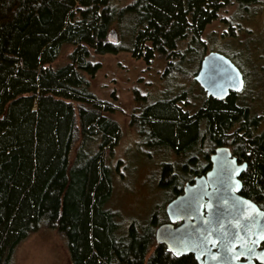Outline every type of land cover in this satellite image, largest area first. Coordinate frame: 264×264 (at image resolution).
<instances>
[{"label":"trees","instance_id":"16d2710c","mask_svg":"<svg viewBox=\"0 0 264 264\" xmlns=\"http://www.w3.org/2000/svg\"><path fill=\"white\" fill-rule=\"evenodd\" d=\"M113 2L0 0V264H15L18 246L42 229L61 236L70 264H195L156 244L159 214L147 226L124 229L107 209L113 183L108 158L121 130L109 116L114 108L95 96L87 78L99 68L95 57L117 52L107 40L114 20L131 19L127 51L133 58L168 61L185 55V41L187 51L201 45L224 8L264 7V0H134L123 8ZM233 99L209 98L201 116L218 143L240 120L245 134L236 153L251 159L243 195L264 210V131L248 134L257 120L249 121L247 108ZM176 113L168 104L144 113L151 132L146 139L161 143L144 147L182 151L197 142L201 116L183 121L173 136ZM160 185L176 196L183 182L164 165Z\"/></svg>","mask_w":264,"mask_h":264},{"label":"rangeland","instance_id":"374dc122","mask_svg":"<svg viewBox=\"0 0 264 264\" xmlns=\"http://www.w3.org/2000/svg\"><path fill=\"white\" fill-rule=\"evenodd\" d=\"M133 1L114 0L112 5L123 8ZM263 19L262 5H232L224 8L218 18L206 27L201 36L202 44L191 45L184 59L178 61L181 71L192 76L206 54L219 53L229 59L244 80V87L236 101L249 110L251 117L257 118V123L264 120ZM130 22L131 19L125 17L124 21L114 20L111 23L108 31L116 32L117 52L95 57L94 62L99 64V68L87 79L95 96L114 108L109 116L121 130L118 145L108 158L113 171V183L106 207L118 214V221L124 229L133 223L147 226L153 216L159 214L156 230L165 224V207L175 196L172 188L160 185L168 154L139 144L137 133L130 126V114L138 105L134 99L142 95L154 99L160 96L164 87L168 98V92L174 87L173 82L178 80L185 88L193 85V89L194 83L184 81L176 74L171 76L166 69L168 65L159 57L155 56L148 64L133 58L127 51L130 43L127 25ZM186 43L180 50L186 49ZM14 262L70 264L64 240L56 231L48 229L40 230L21 243L15 251Z\"/></svg>","mask_w":264,"mask_h":264},{"label":"water","instance_id":"95a60500","mask_svg":"<svg viewBox=\"0 0 264 264\" xmlns=\"http://www.w3.org/2000/svg\"><path fill=\"white\" fill-rule=\"evenodd\" d=\"M107 40L117 42L114 30ZM196 81L215 99H225L244 87L233 63L213 52L202 60ZM229 156L228 149H218L208 179L185 187L182 195L167 204L169 222L155 230L156 244L176 257L192 255L197 264H264V250H258L264 244V210L236 194L240 190L238 171H220L232 164ZM174 223L180 224L174 227Z\"/></svg>","mask_w":264,"mask_h":264},{"label":"flooded vegetation","instance_id":"af4514ba","mask_svg":"<svg viewBox=\"0 0 264 264\" xmlns=\"http://www.w3.org/2000/svg\"><path fill=\"white\" fill-rule=\"evenodd\" d=\"M200 41L202 42L201 38H200ZM187 48L188 46H186V49L180 50V52H183L186 55ZM185 55L182 57H179L177 53L172 54L170 56V59L168 61H165L166 64L168 65L166 69L168 70V73L170 72L171 76L173 74L174 75L176 74L177 77L181 78L184 81H187L190 83L193 82L194 89H193V85H191L189 88H185L184 84H182V82L178 83V80H177V82H173L174 87L170 89V93L168 92L169 94L168 98L166 97V94L164 93L165 88L163 87L160 96L154 99L148 98L145 95L140 96V98L138 97L137 99H134V101L137 102L138 105L135 106L134 110L130 114V126L137 133V136L139 138V144H161V143L146 139V136L150 135L151 132H150L149 125L147 124V121L145 122L144 120H141V119L144 113H146L149 108L155 105H159V104H168L169 106L173 107L175 111L178 112L174 114V118H172L173 119L172 123L174 124L173 125V128H174L173 136H175L177 128L182 124L183 121H187V120L189 121L194 118L196 119L199 116H201V114L205 111L206 103L210 97L207 96V93L198 84V82L196 81V77L200 71V65H201L202 60L208 54L204 55V57L200 60L198 64V68L192 76L186 75L185 72L181 71V67L178 66L180 65L178 61H181L182 59H184ZM146 63L148 64L150 62H146ZM238 93L231 91L225 99H215V98H211V99L224 102L228 97L232 95L234 97L233 100L236 105L237 103H239L236 101ZM246 111H247V116L249 118L248 120L251 121L252 119H254L250 116L249 110L247 109ZM184 127L186 128L187 126H184ZM240 130H241V125H240V120H238L237 122H234L230 126L229 131H227L225 134L222 135L223 141L219 143L215 142L213 136H210L207 134L206 120L203 119L201 116L200 118H198V125H197L198 140L195 144L190 145V146L184 145L186 149L182 151H179V149L176 146H173V147L169 146L166 148L159 147L161 151H166L168 154L167 165L170 170V175H172V177L175 178L176 180L183 182L182 191L178 195H176L171 201H173L178 196L182 195L184 193L185 187L190 188L193 185H195L198 181L208 179V174L212 172L214 169V166L212 163V156L220 148L228 149L230 153L228 160L233 161L232 164H230L229 166L221 167L220 171L224 172V170L229 169L232 171L239 172L237 176V180L240 182V190L236 194L241 197L246 198L243 194H244L245 188L247 190L246 176H247V173L250 171L249 163L251 162V159H249L248 157L241 156L240 154L236 153L238 144H240L241 142L240 138L243 137L245 134L244 129L242 131ZM263 131H264V120H262V123H257V125L253 127V129L249 130L248 134L251 137H254L256 135L261 134ZM178 143L179 142L176 141L174 144H178ZM248 192L254 193L250 191L249 189H248ZM165 216L167 220V222L165 223H168L169 222L168 217L167 215ZM179 224L180 223H174V227L179 226ZM258 250H264V244H262L258 248ZM170 254L173 257H176L174 254L172 253ZM184 256H190L195 261L192 255H184ZM179 257H183V256H178L176 258H179ZM241 262H244V260H241ZM255 263L259 264L257 261H255ZM195 264H197L196 261H195Z\"/></svg>","mask_w":264,"mask_h":264}]
</instances>
